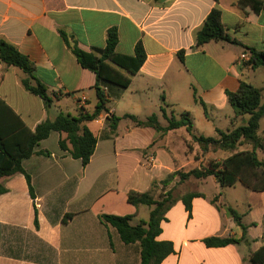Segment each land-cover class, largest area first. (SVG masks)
I'll use <instances>...</instances> for the list:
<instances>
[{
  "label": "crops",
  "instance_id": "crops-1",
  "mask_svg": "<svg viewBox=\"0 0 264 264\" xmlns=\"http://www.w3.org/2000/svg\"><path fill=\"white\" fill-rule=\"evenodd\" d=\"M213 9L222 12L223 25L232 38L264 50V7L259 9L258 0H0V41L29 59L54 104L46 109L39 96L25 90L22 81L27 75L2 62L0 100L32 131L62 112L74 117L93 113L98 104L96 75L80 65L62 33L99 57L97 51L105 48L108 32L115 28L117 54L134 56L141 42L146 61L127 89H113L119 98L109 105L110 114H131L143 121L155 114L166 127L162 107L168 117L180 118L187 112L198 135L214 137L217 128L230 129L234 119V112H225L230 106L226 93L237 91L240 81H247L256 70L244 65L249 53L243 46L197 45V33ZM180 51H185L184 61L178 58ZM196 98L211 110L200 117L205 120V132L195 128L196 109L203 108ZM108 117L103 114L85 123L98 138L86 167L60 148L67 135L53 132L23 162L34 197L23 174L0 180L8 190L0 195V264L142 263L140 244L122 242L102 216H131L133 226L147 221L152 208L130 205L128 194L149 192L154 182L182 170L176 147L181 144L186 149L183 134L191 136L186 128L160 133L121 120L115 135L106 138ZM260 133L264 134V119ZM259 157L264 159V153ZM188 193L203 195L193 200L191 214L180 200ZM177 198L157 238L172 242L175 250L162 264H251V256L264 246V192H253L240 183L214 195L190 191ZM144 207L149 208L148 218L141 216ZM229 208L241 216L246 235ZM212 237L238 243L208 247L204 241Z\"/></svg>",
  "mask_w": 264,
  "mask_h": 264
},
{
  "label": "trees",
  "instance_id": "trees-1",
  "mask_svg": "<svg viewBox=\"0 0 264 264\" xmlns=\"http://www.w3.org/2000/svg\"><path fill=\"white\" fill-rule=\"evenodd\" d=\"M258 4L259 9L264 7L262 0H258ZM62 35L80 65L95 73L98 104L93 113L82 112L78 117H74L62 112L55 120H47L32 131L5 101L0 100V180L16 174H23L27 179L31 196L34 197L31 177L25 171L23 162L36 154V148L42 141L48 139L53 132L67 135L65 140L60 141V148L68 152L74 159L80 160L83 167H86L94 155L98 138L85 123L92 122L103 114H109V130L104 134L106 138L115 135L121 120H130L136 127H152L160 133L186 128L192 140L199 145L204 153L210 150L229 152V156L224 160L211 161L207 167L194 168L190 171H176L160 183L154 182L149 192L131 191L127 197V202L130 205L152 208L147 221H142L139 225L133 226L131 216H102L104 223L117 230L122 242L125 244H140L141 264H162L167 257L175 252L172 242L158 241L157 238L162 234L161 224L166 220L167 212L179 199L174 196L173 189L156 199L153 190L159 184L168 187L176 177H179V184H183L191 178L205 180L213 177L221 188H232L241 183L253 192H264V159L259 157L260 152L264 153V134L260 133L261 122L264 119L263 89L241 80L237 91H228L226 93L228 103L234 111L233 126L227 131L217 128L214 137L198 135L189 113H182L180 118L168 117L164 107L161 108V112L168 122L166 127L161 126L158 116L155 114L144 121L131 114L117 117L110 114L109 105L113 100L119 98L113 89L124 90L131 85L132 76L140 71L146 61L143 44L139 42L136 45L134 56L117 54L119 34L117 29L114 28L108 32L105 48L97 51L100 54L98 57L95 53L80 49L77 43L69 41L66 34L62 33ZM196 39L198 46L210 42H225L243 46L249 53V59L244 65L253 70L264 68V50L244 46L232 38L226 32L222 22V12L219 9L211 11L203 27L197 33ZM184 54L185 51L178 53V58L181 61H184ZM0 62L7 66L20 68L27 75L26 79L22 81L25 90L39 96L44 101L46 109L52 108L54 104L52 94L36 78L34 65L14 46L4 40L0 41ZM121 69L127 71L130 76L125 75ZM196 102L203 106L205 114L208 116L206 104L198 98H196ZM239 118L242 119V124L236 125L235 121ZM245 145L251 148L240 151V148ZM190 149H192L191 146ZM7 191L0 182V195L5 194ZM202 196L199 193H188L180 200L191 214L193 200ZM218 199L219 196L214 197L212 202L216 203ZM229 213L242 226L244 235H246L247 227L242 225L241 216L238 212L233 208H229ZM35 226L39 227L37 210L35 211ZM204 243L208 247L219 248L236 244L238 241L232 238L212 237L206 239ZM250 262L251 264H264V246L251 256Z\"/></svg>",
  "mask_w": 264,
  "mask_h": 264
},
{
  "label": "rangeland",
  "instance_id": "rangeland-1",
  "mask_svg": "<svg viewBox=\"0 0 264 264\" xmlns=\"http://www.w3.org/2000/svg\"><path fill=\"white\" fill-rule=\"evenodd\" d=\"M247 61H245L246 63ZM247 81L254 84L255 86L263 89L264 94V68L257 69L255 72H251L248 74ZM199 111V112H198ZM226 113L233 114V109L231 106L228 107V109L225 111ZM208 113H211L210 108L208 109ZM196 117L197 121L195 124V128L197 130H200L201 132H205V126L203 125V122L205 120H201L200 117H205V110L201 106H198L196 109ZM177 118V116H176ZM161 122L164 123L163 118H161ZM236 125L242 124V119H237ZM233 126V123H232ZM231 126V127H232ZM185 139L188 141L186 145V149L183 148L181 144H178L176 147V153L175 157L179 161V168L183 171H190L194 168L199 167H207L209 166V163L211 161H222L227 156H229V152H224L221 150H210L207 153H204L198 144H196L191 137L188 136V134H183ZM190 146L192 149H190ZM250 146H243L240 148V151L249 150ZM195 157V158H194ZM147 171V170H146ZM167 178V177H166ZM165 178V179H166ZM164 179V180H165ZM179 180V177L177 179L173 180V182L168 187H163V185L157 186L153 190L154 197L156 199H159L161 196H164L169 190L173 189V194L175 197H178L185 192L190 191H201L202 193L208 194V195H214L216 193H220L221 187L215 182V179L213 177H210L206 180H196L194 178H191L189 181L179 184L177 181ZM144 212L141 214L142 217L148 218V210L149 208L144 207Z\"/></svg>",
  "mask_w": 264,
  "mask_h": 264
},
{
  "label": "built area",
  "instance_id": "built-area-1",
  "mask_svg": "<svg viewBox=\"0 0 264 264\" xmlns=\"http://www.w3.org/2000/svg\"><path fill=\"white\" fill-rule=\"evenodd\" d=\"M242 59L246 60V56H243Z\"/></svg>",
  "mask_w": 264,
  "mask_h": 264
}]
</instances>
